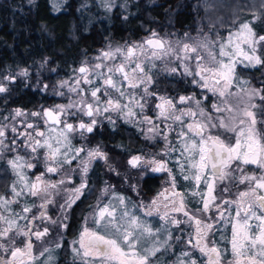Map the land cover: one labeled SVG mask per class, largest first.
<instances>
[{"label":"snow or ice","instance_id":"snow-or-ice-1","mask_svg":"<svg viewBox=\"0 0 264 264\" xmlns=\"http://www.w3.org/2000/svg\"><path fill=\"white\" fill-rule=\"evenodd\" d=\"M261 6L264 7V4ZM259 19L254 14L252 20L239 24L225 37L221 38L217 33L215 40L205 36L192 43L177 41L173 44L153 32L140 44L103 51L97 58L100 62L78 69L81 78L75 81L76 85L81 82L92 85L94 79L101 81V85L90 90L92 102H88L82 95L83 88L69 87L70 92L81 94L80 99L43 112H33V116L41 117L47 125V131L36 130L32 123L26 124V128L34 129V135L24 134L29 141L24 146L29 147L32 153L45 149L42 158L46 173H58L65 164H71L84 151L83 147L73 148L69 134L78 131L83 136L84 133L93 132L97 123L95 116L109 111L120 112L126 119L134 118L137 115L134 109L138 108L143 113L147 103L145 98L155 96L159 101L154 105L158 110L157 119L173 121L179 125L178 146L168 147L164 154L179 152L183 161L177 160L180 174L184 180L193 182L194 190L191 195L200 196L202 206L190 212L185 203V194L176 190V177L172 175L166 162L134 156L129 161L133 168H150L153 173L167 172L170 177V187L161 191L145 206L144 216L158 215L166 224L170 222L176 226L190 223L194 232L189 235L187 244L201 254V264H264V87L255 88L236 73L238 64L244 67L264 64V59L261 58L264 34L258 35L253 27V23ZM167 57L180 61L182 74L193 77L192 83L216 97L211 103V111L194 95L179 96L174 103L173 98L149 92L153 83L150 73L156 67L155 61L165 60ZM105 61L112 63L106 64ZM163 70L177 72L176 67L169 68L167 63ZM23 74L27 75V72ZM90 76L93 79H89ZM65 86L67 82L59 85L61 88ZM102 87L103 96L107 97L103 107L100 106L101 97L98 95ZM125 87L140 89L142 95L138 98L135 91L126 92ZM109 90L117 93L118 98H113L112 91ZM7 91L0 84V93ZM59 94L63 95L62 92ZM119 97L125 98L127 102L122 104ZM73 109L76 111H72ZM77 112L90 117V121H80L75 125L69 123L67 117L76 115ZM22 115L26 114L19 109L15 111V116ZM143 121L150 125L148 132H157L158 125L152 118L145 115ZM167 128L173 130V125L168 124ZM12 131L15 132L16 129L12 128ZM6 139V129L0 127V153L5 147ZM163 139L167 145H171L172 142L166 135ZM96 158L107 159L97 148L89 150L87 159L80 161L84 175L87 174L91 161ZM31 159L39 161L41 157L33 156ZM8 164L18 179L11 185V199L0 196V209L9 213H0V264H36L38 256L50 253V249L45 247L39 254L35 253L33 237L36 241H43L49 235V229L45 227L33 230L28 225L20 227L18 220L27 221L29 218L11 213L8 206L18 203L17 198L26 193L39 197L42 201L39 207L46 210L47 205L53 202L51 190L58 193L61 191L60 185L71 182L68 175L71 170L64 169L61 178L54 183L46 180L44 174L35 175L30 180L23 170L34 169L36 165L24 157L16 156ZM252 168L257 171H252ZM201 181L206 186L205 192L199 191ZM17 184L20 185L19 188ZM218 185H223L221 193L232 192L233 198L221 197L217 203V196L213 193ZM241 185L244 187L241 188ZM87 187V182L82 179L78 186L64 189L67 195L61 205L65 213L59 220L60 228L68 229L69 226L65 223L68 219L67 211L85 196L84 190ZM102 195H109L107 188ZM224 205L229 208H224ZM161 206L164 208L163 212L160 210ZM233 207L234 214L230 211ZM135 208L136 205H132L130 210L125 198L114 194L107 203L101 205L98 202L93 206V212L85 217L78 236L71 244L74 264H155L153 258L168 244L171 232L168 228L153 229L147 220H142L135 214ZM22 212H31V207L24 206ZM210 212L215 215H198ZM172 213H183L186 220H178ZM39 218L57 224L56 220L46 215V211H41ZM218 222L221 227L231 225L228 239L230 249L221 248L214 240L209 239L214 228L219 230ZM161 230L166 233L163 242L159 235ZM17 237L23 239L17 243ZM55 247H62L59 240ZM181 256L187 259H178L176 264H197V259L190 252L183 251ZM45 264H54V258L49 255Z\"/></svg>","mask_w":264,"mask_h":264},{"label":"flooded vegetation","instance_id":"flooded-vegetation-1","mask_svg":"<svg viewBox=\"0 0 264 264\" xmlns=\"http://www.w3.org/2000/svg\"><path fill=\"white\" fill-rule=\"evenodd\" d=\"M146 37L147 36L145 35L143 38L146 40ZM246 69L248 71L239 73V75L243 74L246 79L250 80L255 88L264 87L263 79L259 82L255 81V79L263 78V65L261 64ZM154 79L155 80L149 88V92L151 93L154 91L158 96L173 98V102H175L176 98L179 96L195 92L194 86H192L187 79H183L182 77L180 78L175 75L159 76V74H157ZM19 82L22 84L17 77H11L9 75H6L4 80L0 82V84L8 89L7 92L0 93V120L2 113L4 114L2 116V121H5L7 124L5 125L7 126V128H5L7 139H9L13 148L16 149L14 152L12 151L11 158L14 159L16 156H21L26 160H31V162L36 165V168L26 169L28 171L27 176L34 178L35 175L44 174L46 180H50L54 183L58 182L61 178L64 169L71 170L68 173L71 177V182H66L63 185H60L61 191L58 193L56 190H51L53 192L51 197L53 202L47 205L46 210L39 207L42 201H39L37 198L35 199V197L24 201L25 204H23V207L26 205L31 207V212L24 213L25 216L29 218L27 221L18 220V222L24 226L25 224H28L33 230H42L47 227L51 233L57 235L58 240L62 245V247L59 248L55 247V245L49 246L50 253H45L46 256L39 258L36 261V264H45L46 258L49 255L54 258V264H74L75 258L71 249V244L78 236L85 217H88L93 212V206L98 202L101 205L107 203L113 194L123 196L130 210L132 205H136V208L134 209L135 214L139 215L142 220H147L152 227H167L171 231V248L158 252L156 256H161L162 254L168 255L169 264H176L178 259H187V257L181 256V253L183 251H188L193 258L197 259V264H201V261L203 260L201 254L198 251L191 249L187 244L189 235L194 232V228L190 223H181L179 226L167 223L169 224L168 226L158 215L144 216L145 206L155 199L161 191L170 187L169 174L167 172L153 173L150 171V168H133L129 163L134 156H141L144 159L155 158L166 162L168 168L172 170V175L176 177V190L185 194V203L190 212H194L202 206L200 203V196L191 195L194 190L193 182L190 180H184L180 174L177 160L180 159L181 162L183 161L180 158L179 152H169L167 155L164 154L168 147L178 146L179 139H171V145L166 146L164 145L163 139L150 135L149 132L146 131L147 126L150 127V125L147 124L145 127L146 122L143 121L145 115L152 118L156 124V113L158 110L155 109L154 105L159 102L156 97H146L145 99L147 103L143 113L137 108L135 111L137 115L134 118L126 119L121 113H102L97 115V118L95 116L97 123L93 132L84 133L83 136H81L78 131L69 134L73 148L83 147L84 151L81 152L71 164H65L60 172L53 174L46 173L42 158V154L45 153L44 149H38L36 153H32L31 149L30 151L22 149L27 148L24 145L29 143L24 134H33L34 132V129L26 128V124L32 123L36 126V130L47 131L46 124H41V126L35 124L34 117L31 116L32 113L37 111L36 108L39 105H46L44 106V109L51 108L50 106H53V102L55 101L57 103L59 99L51 97L52 101L49 102L50 95L48 94V96L47 94H44V85H47L45 82H42V86L37 87L36 84L39 82L31 81L30 88L22 87L21 84L20 86ZM91 88L92 86L90 87V90ZM100 97H102V94H100ZM257 103H259V101H257ZM18 109L24 112L26 114L25 116L29 118L25 120L16 118L15 111ZM74 111L76 110L74 109ZM80 114V112H77L76 115H69L67 117L68 122L75 125L80 121L85 123L90 121V117H84ZM12 128H15L16 131L13 132ZM37 138L39 139V137ZM97 148L106 155L107 159H93L89 164L87 174L84 175L81 171L82 164L80 161L87 159V152L89 150ZM71 154L72 153H70V155ZM33 156L41 157V159L39 161L31 159ZM2 167V161L0 160V177ZM251 170L257 171L254 168ZM82 179L85 180L88 185L84 190L85 196L81 197V199L72 206L71 210L67 211L68 219L65 223H67L69 227L67 230H64L59 226V220L63 218L65 213V210L61 208L67 195L64 189H72L78 186ZM221 187H223V185H218L213 193L217 196V203L220 202L221 197L224 199L233 198L232 192L221 193ZM240 187L243 188L244 185H241ZM105 188L108 189L109 195L106 197L104 196L103 199H101L100 191H103ZM199 191H206V186L203 181H201ZM234 191L235 189H233V192ZM1 194L0 191V195ZM224 208H229V206L224 205ZM160 210L161 212L164 211L163 206H161ZM41 211H46V215L51 217L52 220H56L57 224H52L47 219L39 218V213ZM230 211L234 214V207L231 208ZM171 215L178 220H186L183 213H172ZM198 215L214 216L215 213H198ZM225 215L227 216L228 213L226 212ZM33 217H35V219H33ZM217 228H219V230L217 231L214 228L213 234L209 235V239L214 240L221 248L228 247L230 249L228 239L231 235V225L229 224L221 227L218 222ZM162 233L161 230L160 234ZM21 239L23 238L19 237L17 240ZM33 242L36 245L34 240ZM161 261H159V263H161Z\"/></svg>","mask_w":264,"mask_h":264},{"label":"trees","instance_id":"trees-1","mask_svg":"<svg viewBox=\"0 0 264 264\" xmlns=\"http://www.w3.org/2000/svg\"><path fill=\"white\" fill-rule=\"evenodd\" d=\"M61 1L58 8L52 0H0V82L19 68L38 73L41 62L64 77L110 41H137L151 32L183 33L197 23L210 26L204 19L199 23L208 17L200 13L203 0H136L128 11L119 3L109 10L104 0ZM261 19L260 26L264 12ZM34 78L42 86L41 76ZM153 260L169 264L168 255Z\"/></svg>","mask_w":264,"mask_h":264},{"label":"rangeland","instance_id":"rangeland-1","mask_svg":"<svg viewBox=\"0 0 264 264\" xmlns=\"http://www.w3.org/2000/svg\"><path fill=\"white\" fill-rule=\"evenodd\" d=\"M134 1H136V0H104L103 5H105V7L108 8L109 10H112V6L115 5L116 3H119V5L125 11H128L129 5ZM52 3L54 4L55 7H58V8H60L62 6L61 0H52ZM203 3H206V6H205V9H202L200 13L203 12L202 13L203 16L207 15L208 17H201V20L199 19V23H201L202 20L204 19V20L208 21L210 26L207 25V27H205L202 24L197 23V25L195 26V28L193 30L188 29L183 33L175 31V32H171V33L168 32V33H163V34H160V33H157V34L160 37H163V38L171 41L173 44H175L177 41L192 43L194 40H200V39L204 38L205 36H207L211 40H215L217 38V33L219 34V36L221 38L225 37L229 31L235 30V28L238 27L239 24L246 22V21H249V20H252L254 14L258 15L260 17V19L256 20L253 23V27H254V29L258 35L264 34V30L259 31V29H261V28L264 29V25L260 26V24H262V21H263V19H261V14H263V12H264V7H262L261 5L264 4V0H203ZM209 5H211V7H209ZM198 12H199V10H198ZM260 21H261V23H260ZM152 33L153 32L147 34L146 39L149 38ZM185 34H187V36ZM143 41H145V38H141L140 40L131 41V42H126V41L112 42V41H110V42L106 43L104 47L99 49V51L97 53L87 57V59L82 64L78 65L72 72H70L68 74L69 76L68 75H66V76L64 75V77L55 76L53 74L54 72H51V71L49 72L47 70V67H45V64H46L45 62H41L39 65H36L37 66L36 68L38 69L37 70L38 73L33 72L31 70V68L27 67V68L17 69L13 73H11V75H9V76L17 77L22 82V84L19 82V85L21 84L22 87H28V88H30V82L31 81L36 82L38 80V79L34 78L35 74L37 76H41L42 82L47 83V88L44 89V94L50 95V96L48 95L50 97L49 102L52 101L51 97H55V98L59 99V101L57 103L55 101L53 102V106H50L51 108H55L57 105H67L72 100L80 99L81 94L70 92L68 90L69 87L83 88L84 92L82 93V95L84 96L85 99L88 100V102H92V98L90 96V87L92 86V88H93V87H96V85L97 86L101 85V81L98 79H94V82L92 85H87V84H84L83 82H81L80 85H76L75 81L77 79L81 78V74L78 72V69L82 66H85V65L91 67L93 64L100 62L97 58L101 55V53L103 51H107L110 49L115 50L117 48L124 49V48L130 47L133 44H140ZM261 58L264 59V49L261 50ZM116 62L117 63L119 62V58L117 59ZM105 63L111 64L112 61H105ZM165 63H167L169 68L176 67L177 72L176 73H170L168 71H164L163 66L165 65ZM180 63H181L180 61L173 60L171 57H167V58H165V60L155 61L156 67L152 68L151 73H150L152 75L153 81L155 80L154 77L157 74H159V76L160 75H169V76L175 75L177 77H180V78L182 77L183 79H187L190 82V84L192 86H194L195 92H191V93L184 95V96L194 95L197 99H201L203 106H206L207 109L209 111H211V103L215 101L216 97H214L212 95V93L208 92L206 89L200 88L196 84L192 83L193 77L183 75L182 74L183 69H182V67H180ZM262 65H263L262 73H264V64H262ZM146 67H147V65H146ZM246 68H249V67H244L243 65L238 64L237 68H236V73H237V76L239 78H241L242 80L250 82V80L246 79L243 76V74L239 75V73L248 71ZM25 71L27 72V75L23 74ZM117 76H118V74H117ZM262 77L263 78L257 79V82H259L262 79L264 80V76H262ZM89 79H93V77L90 76ZM62 82H67V86H65L63 88L59 87V85ZM250 84H251V82H250ZM125 85H126V82H125ZM251 86L255 87L252 84H251ZM33 87H34V85H33ZM124 90L126 92L135 91L138 98L140 95H142L140 89L132 90V89H127V87H125ZM109 91H112V90H109ZM61 92L63 93V95L59 94ZM100 94H102L100 106L103 107V102L107 99V97L103 96V87L101 88V93H99L98 95H100ZM112 96H113V98H118V94L115 93L114 91H112ZM205 96H207L208 99H203V97H205ZM119 99L121 100L122 104L127 102L125 100V98H123V97H119ZM142 102H144V101H142ZM259 103H260V101H259ZM45 104H47V103H45ZM44 106H46V105H44ZM44 106L39 105L36 108L37 111H34V112H43L45 110ZM178 107H187V106L186 105H178ZM136 109H134V111H136ZM73 111H74V109H73ZM109 112H111L112 114L113 113L114 114L120 113V112H112V111H109ZM109 112H107V113H109ZM3 115L4 114L1 113L0 127L7 128V126H5V125H7L6 122L2 121ZM80 115L85 117V115H83V113H81ZM31 116H33V115H31ZM15 117L18 119H24V120L29 118L25 115L15 116ZM33 117H34V122L36 125L41 126V124H44L41 117H39V116H33ZM96 118H97V115H96ZM168 124L173 125V130H169L167 128ZM156 125H158L157 132H152V133L149 132L150 135L157 136L161 139H163V137L166 135L168 137L169 141L171 139H179V137L177 135V132L179 130L178 124L174 123L173 121H162L160 119H157ZM146 126H147V123L145 124V127ZM148 128H149V126H147V128H146L147 132H148ZM33 135H34V132H33ZM4 143H5V147L2 150V153H0V160L2 161V166H3L1 169V177H0V191L2 193L0 196H4L8 199H11L12 198L11 185L14 182H16L18 178L16 177V175L12 171L10 165L8 164V161L12 160L11 153H12V151L14 152V150H16V149L13 148V145L10 143L9 139H6ZM164 145L167 146L165 140H164ZM22 150L30 151V148L29 147L23 148ZM23 171L27 175L28 171L26 169H24ZM28 178L30 180L34 179L32 177L31 178L28 177ZM19 187H20V185L17 184V188H19ZM88 190H86V191H88ZM102 193H103V191H100L101 199H103L104 196L105 197L107 196V195H102ZM31 198H34V197L27 195L25 193L24 195H21L20 197L17 198V200L19 201L18 203L10 204L8 206V209L13 214L19 213V214L25 215L22 212L23 204H25L24 201L26 199H31ZM36 198L39 201H41V199L39 197H35V199ZM0 213H3L5 215L9 214L8 212H5L4 209H0ZM89 223H90V221H89ZM169 224H170V222H169ZM169 224H167V225L169 226ZM18 225L20 227H24V225L20 224L19 222H18ZM25 225H28V224H25ZM163 228L164 227H162L161 229H163ZM165 228H167V227H165ZM153 229H157V228L153 227ZM162 232H163L162 234H159L161 242H163V240L166 238V233L164 231H162ZM18 238L19 237H17V239ZM21 238H23V237H21ZM33 240L36 242L34 252L39 254V252L43 248L49 247L51 245H55L56 241L58 240V237L54 233H51L49 230V235L45 236L43 241H36L34 237H33ZM19 241L20 240H17V243ZM171 245H172V240L170 238L168 240V244L165 245L161 249V251L164 249H170ZM44 256H46V255H44ZM41 257L42 256H38V259Z\"/></svg>","mask_w":264,"mask_h":264}]
</instances>
